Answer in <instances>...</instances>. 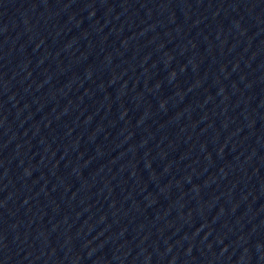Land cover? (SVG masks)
<instances>
[{
    "label": "water",
    "instance_id": "1",
    "mask_svg": "<svg viewBox=\"0 0 264 264\" xmlns=\"http://www.w3.org/2000/svg\"><path fill=\"white\" fill-rule=\"evenodd\" d=\"M0 264H264V0H0Z\"/></svg>",
    "mask_w": 264,
    "mask_h": 264
}]
</instances>
